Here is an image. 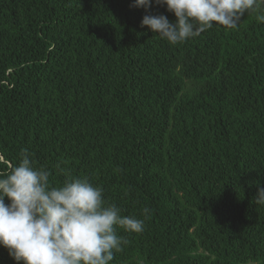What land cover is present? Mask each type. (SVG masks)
Listing matches in <instances>:
<instances>
[{"label":"trees","instance_id":"trees-1","mask_svg":"<svg viewBox=\"0 0 264 264\" xmlns=\"http://www.w3.org/2000/svg\"><path fill=\"white\" fill-rule=\"evenodd\" d=\"M131 4L0 0V173L28 149L54 185L65 169L122 215L148 207L111 264H264V23L171 45Z\"/></svg>","mask_w":264,"mask_h":264},{"label":"clouds","instance_id":"clouds-1","mask_svg":"<svg viewBox=\"0 0 264 264\" xmlns=\"http://www.w3.org/2000/svg\"><path fill=\"white\" fill-rule=\"evenodd\" d=\"M153 3L166 6L175 21L151 14ZM130 7L144 8L148 14L141 27L148 26L171 45L214 26L237 29L246 13H256V20L264 23V0H132ZM60 172L65 179L57 186L51 171L35 167L32 153L23 149L19 161L0 173V246L17 264H111L128 243L117 229L143 233L150 209H142L143 219L122 215L115 203L106 201L101 185L65 169ZM254 203L264 205L259 182Z\"/></svg>","mask_w":264,"mask_h":264}]
</instances>
